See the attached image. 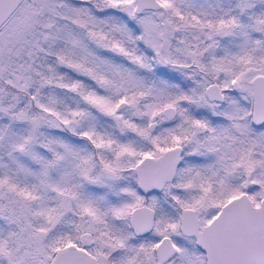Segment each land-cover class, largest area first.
I'll list each match as a JSON object with an SVG mask.
<instances>
[{
    "label": "snow or ice",
    "instance_id": "obj_1",
    "mask_svg": "<svg viewBox=\"0 0 264 264\" xmlns=\"http://www.w3.org/2000/svg\"><path fill=\"white\" fill-rule=\"evenodd\" d=\"M0 264H264V0H0Z\"/></svg>",
    "mask_w": 264,
    "mask_h": 264
}]
</instances>
